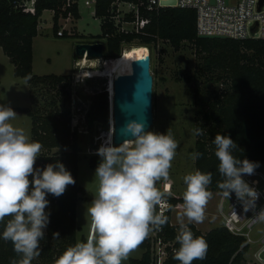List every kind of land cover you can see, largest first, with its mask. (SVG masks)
Wrapping results in <instances>:
<instances>
[{
  "label": "trees",
  "instance_id": "16d2710c",
  "mask_svg": "<svg viewBox=\"0 0 264 264\" xmlns=\"http://www.w3.org/2000/svg\"><path fill=\"white\" fill-rule=\"evenodd\" d=\"M113 3L114 0H97L95 6V15L102 19L101 38L106 41L109 53L121 56L123 45L134 41L145 45L164 41L177 50L184 42L195 45L199 61L194 74L187 76L186 80L194 83L196 104L201 107L196 116V130H203V134L196 135L195 153L202 155L196 158V170L212 174L208 190L224 192L218 186L223 177L212 142L217 133L230 135L236 141L239 147L233 155L237 159L246 158L264 165V39L201 38L197 33V11L181 7L150 11L142 6L141 14L150 18L149 23L140 33L126 34L116 29L113 16L117 12ZM64 5L65 0H37L36 13L31 14L18 7L16 0H0V46L14 64L15 75L28 78L31 85L33 104L12 108L32 118V140L42 144L36 166L60 160L76 180L75 185H69L62 196L49 195L47 210L51 212V222L40 241V254L32 264H55L68 247L78 243L77 206L86 193L85 187L79 183L80 134L72 125V75L41 76L33 71V44L39 34L43 12H54L53 27L57 33L61 18H67L69 13L75 19L81 17L78 4L67 8ZM100 76H106L109 83L108 75ZM203 83H210L213 89L205 100L202 99ZM39 98L44 102L40 103ZM89 98L92 103L86 116L88 124L108 123L109 92L103 89L89 95ZM100 160L99 155H93L91 166L96 168ZM161 196L172 203V208L184 203L180 196ZM162 217H167V223L159 228V235L165 242L174 241L173 247H167L168 256L162 264H180L174 259V253L180 246L176 240L180 226L172 224V209ZM186 224L208 244L205 259L196 260L193 264H247L245 255L249 248L244 237L233 234L223 224L205 233L194 223ZM3 228L4 224L0 223V232ZM57 232L59 236L54 235ZM139 246L144 249L143 255L131 259V264H153L148 235ZM20 258L10 241L0 239V264H13Z\"/></svg>",
  "mask_w": 264,
  "mask_h": 264
},
{
  "label": "clouds",
  "instance_id": "9594fccd",
  "mask_svg": "<svg viewBox=\"0 0 264 264\" xmlns=\"http://www.w3.org/2000/svg\"><path fill=\"white\" fill-rule=\"evenodd\" d=\"M16 116L12 107L0 104V223L4 224L0 239L10 241L21 257L13 264H32L51 222L49 195L62 196L76 180L60 160L36 166L42 144L23 128L13 126ZM126 134L134 137L133 143L118 147L106 144L96 153L101 157L94 173L99 180L98 194L86 208L91 235L68 247L55 264H123L153 226L160 228L167 223V217L155 214L162 198L156 182L168 177L178 143L170 132L147 131L141 122L127 126ZM202 134L203 130H196V135ZM212 142L223 177L218 186L229 198L234 193L245 212L255 208L260 194L244 177L254 175L260 163L237 159L233 151L239 146L230 135L217 133ZM192 155L199 158L202 154ZM211 182L212 174L200 170L184 176V210L177 217L180 246L174 253L180 264H193L207 255V241L196 236L184 218L188 224L204 220ZM253 219L264 222V209Z\"/></svg>",
  "mask_w": 264,
  "mask_h": 264
},
{
  "label": "rangeland",
  "instance_id": "374dc122",
  "mask_svg": "<svg viewBox=\"0 0 264 264\" xmlns=\"http://www.w3.org/2000/svg\"><path fill=\"white\" fill-rule=\"evenodd\" d=\"M79 11L81 16L79 19L72 17L68 22L65 18L60 19L59 30L64 26L66 29L64 36H59L54 30V12L52 10L43 12L39 22V34L35 37L33 44V71L36 75L41 76L72 75V125L80 134L79 183L86 189L85 195L79 200L77 206L79 227L77 242H83L88 239L91 229V218L87 215L86 208L98 194L99 188V180L94 176L96 168L90 164L93 154L88 153L91 147H96L99 144L97 137L100 135L98 123L88 124L86 117L92 103L89 95L107 87L108 78L100 75H107V69L104 66L109 62L108 59L115 60L117 55L108 52L106 41L101 38L102 19L94 14L95 7L87 6L84 0H80ZM94 41H101L105 44L104 58L106 59L100 58L102 62L96 65V69H79L78 66H83L84 62H89L90 58L79 57L76 54L77 43ZM130 45L146 46L150 51L146 61L151 64V71L155 79V122L150 131L159 133L168 131L178 143L169 175L167 178L161 177L156 182V187L166 197H183L187 187L184 183V176L196 171V158H193L192 154L195 153L197 140L196 116L201 107L196 104L194 83L186 80L187 76L194 74L199 61L196 47L192 43L184 42L182 47L177 50L170 43L164 41H159L157 45H145L134 41ZM77 60L80 61L76 64ZM93 63L95 62L91 61L92 65ZM80 73H85L81 77L86 78V88L78 86L81 85L79 79L82 78L74 75ZM30 90L31 85L28 78L15 75L14 64L0 46V104L10 107H30L33 104ZM203 90L202 99L205 100L213 89L210 83H203ZM39 102L43 103L44 99L41 98ZM16 113L17 116L11 123L17 128H23L32 139V118L21 111H16ZM103 125L107 129L110 128V117L108 123ZM55 151L62 152V150ZM259 169L264 173V165ZM208 191L212 195L205 206V218L201 223H198L204 233L223 224V213L228 211L229 204V198L225 196L222 205L224 192ZM183 210V204L172 208V224L180 226L177 217ZM184 222L188 223L187 218H184ZM259 232L264 233V222H259L254 227L253 234ZM143 252L144 249L138 245L123 261V264H131V259L141 258ZM252 256V252L246 253L247 264H250L249 260L252 259Z\"/></svg>",
  "mask_w": 264,
  "mask_h": 264
},
{
  "label": "built area",
  "instance_id": "2783aa9c",
  "mask_svg": "<svg viewBox=\"0 0 264 264\" xmlns=\"http://www.w3.org/2000/svg\"><path fill=\"white\" fill-rule=\"evenodd\" d=\"M36 1L37 0H16V4L24 12L35 14ZM79 1L80 0H65L64 8L71 7L74 4H78L79 7ZM162 1L163 0H139V2H134L131 0H114L113 5L116 6L117 13L113 16V20L117 31L126 34L140 33L150 21V18H146L141 14L142 6L150 11H158L164 7H181L194 8L197 11V33L199 36L221 35L225 38L233 39H264V5L259 9L260 0H177L176 6L164 5ZM84 2L87 6L93 5L95 7L97 0H84ZM71 18L72 14L69 13L65 20L68 22ZM64 27L58 31L57 34L59 36L66 35V29H64ZM130 46L132 45L124 44L123 52ZM79 61L80 60H77L76 64ZM84 74L85 73L74 75L78 76V78H82L79 79L81 85L78 86L80 88L87 87L86 78L81 77ZM103 89L108 91V87ZM112 120L113 117L110 116L109 129L104 127V123H98L100 135L97 137V141L99 142L97 146L103 145L104 137L113 130L114 123H112ZM96 147H91L88 153L97 155L98 149H96ZM244 179L252 187L256 188L260 194L259 199L256 201V207L245 212L242 202L233 193L230 198L228 197V211L223 213V225L233 234L245 238V244L248 245L249 248L248 252H252L253 255L252 259L249 260L250 264H264V233L259 232L255 235L253 234L254 227L259 223L254 221L253 217L261 209H264V173L257 168L254 175H246ZM225 196L228 195L224 192L222 205ZM169 209H172V203L167 198L162 197L160 203L156 205L155 214L163 216ZM178 231L179 229H177V234ZM148 238L151 241L153 264H162L168 256L167 247H173L174 241L165 242L159 235V228L155 226H153V229L149 232Z\"/></svg>",
  "mask_w": 264,
  "mask_h": 264
},
{
  "label": "water",
  "instance_id": "95a60500",
  "mask_svg": "<svg viewBox=\"0 0 264 264\" xmlns=\"http://www.w3.org/2000/svg\"><path fill=\"white\" fill-rule=\"evenodd\" d=\"M168 6H176L177 0H163ZM264 0H260V8ZM201 38H225L221 35H203ZM76 54L84 57L100 59L105 56V44L98 42H79ZM154 85L155 79L150 62H138L134 65V77L118 78L114 82V97L110 98V116L114 123V145L117 147L127 140H134L131 134H126V128L132 123L141 122L146 130L152 128L154 118ZM109 90V89H108Z\"/></svg>",
  "mask_w": 264,
  "mask_h": 264
},
{
  "label": "bare ground",
  "instance_id": "6f19581e",
  "mask_svg": "<svg viewBox=\"0 0 264 264\" xmlns=\"http://www.w3.org/2000/svg\"><path fill=\"white\" fill-rule=\"evenodd\" d=\"M134 48L136 50L135 52H134ZM148 52L150 51L149 48L146 46L132 45L126 52L122 53L121 56L116 57L115 60L108 59L109 62L107 61L108 63L106 64V69H107L106 71H107V75L110 77V81L107 87L109 89L108 91L110 92L112 100L115 93L114 90L115 79L134 77L135 63L138 62L148 63L146 61ZM85 56L89 57L87 55ZM103 142L104 144L101 146L108 144L117 147L116 145H114V130H111L109 134L104 137ZM133 142L134 140H127L124 143H133ZM101 146H99V148Z\"/></svg>",
  "mask_w": 264,
  "mask_h": 264
},
{
  "label": "crops",
  "instance_id": "0c3cea01",
  "mask_svg": "<svg viewBox=\"0 0 264 264\" xmlns=\"http://www.w3.org/2000/svg\"><path fill=\"white\" fill-rule=\"evenodd\" d=\"M104 59H106V58H104ZM91 61L92 62H95V63H93V65L91 64ZM102 62V59H90L89 60V62L87 61V62H84V65L83 66H78V68L79 69H86V68H95L96 67V65L97 64H100ZM106 62H107V60H106ZM104 68H106V64H105V66H104ZM96 69V68H95ZM98 72H99V70H98ZM260 166H262V165H260ZM258 168H260V167H258ZM176 224V223H175ZM200 230H201V228L199 227V225H198V223H194ZM218 225V224H217ZM202 231V230H201ZM91 235V229H90V233H89V236ZM89 238V237H88Z\"/></svg>",
  "mask_w": 264,
  "mask_h": 264
}]
</instances>
